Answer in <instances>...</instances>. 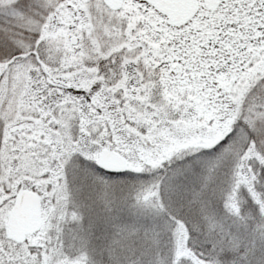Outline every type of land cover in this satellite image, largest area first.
<instances>
[{
	"label": "snow or ice",
	"instance_id": "6c2138e0",
	"mask_svg": "<svg viewBox=\"0 0 264 264\" xmlns=\"http://www.w3.org/2000/svg\"><path fill=\"white\" fill-rule=\"evenodd\" d=\"M0 264H264V0H0Z\"/></svg>",
	"mask_w": 264,
	"mask_h": 264
}]
</instances>
